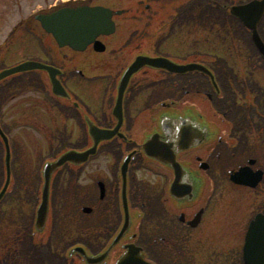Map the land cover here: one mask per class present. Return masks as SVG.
<instances>
[{"label":"flooded vegetation","instance_id":"1","mask_svg":"<svg viewBox=\"0 0 264 264\" xmlns=\"http://www.w3.org/2000/svg\"><path fill=\"white\" fill-rule=\"evenodd\" d=\"M127 1L138 6L135 14L141 25L135 29L138 43L132 59L128 54L123 57V0H0V34L4 33L0 61L15 48H34L36 52L25 60L56 67L63 85L72 84L78 76L103 87L98 112L74 103L73 94L68 101L72 113L65 115L57 108L62 122L65 117L73 119L75 126L87 133L89 123L107 130L119 124L114 115L118 84L137 56L165 57L177 64L204 67L172 74L145 66L133 74L123 94L119 126L123 138L101 141L97 153L86 162L66 163L51 174L44 228L35 230V215L33 220L28 211L29 218H21L24 234L16 239L17 246L5 245L8 241L0 244V264H119L130 249L137 260L153 264H229V260L230 264H244L241 252L198 254L190 251V246L192 238L202 244L237 240L241 222L245 224L244 241L249 222L258 213L264 216V62L251 31L229 12L231 5L251 0ZM171 3L175 4L172 16L160 18L165 12L161 9ZM83 7L108 11L114 31L97 37L100 51L95 44L87 47L93 59L78 61L83 69H66L63 62L69 64L72 59L63 56L64 48L45 30L41 19ZM149 31L159 33L147 48L140 37L146 36L148 41ZM193 32L200 37L195 44ZM161 33L165 37L159 40ZM174 33L184 35V43L178 47L185 51H176V55L164 46ZM258 33L264 43V14ZM40 78L49 80L47 73ZM135 98L149 114L138 123L137 112L131 107ZM163 118H170L172 125L162 126ZM182 127L184 133L175 130ZM87 133V143L78 151L93 144ZM155 135L159 141L171 143L184 172L179 182L190 186L191 195L173 196L174 168L145 153V142ZM182 137L189 145L178 151L174 144ZM120 143L122 154L109 152L110 157H103L108 160L104 168L92 165L101 157L100 151ZM87 166L91 168L85 173ZM241 168L249 169L255 178L260 176L254 187L231 181L230 176ZM84 174L88 180L85 191L74 178H84ZM39 176L43 184L42 171ZM35 199L38 204L40 197ZM125 221L127 228L120 234ZM42 234L46 236L43 246L35 243V248L33 237Z\"/></svg>","mask_w":264,"mask_h":264},{"label":"rangeland","instance_id":"2","mask_svg":"<svg viewBox=\"0 0 264 264\" xmlns=\"http://www.w3.org/2000/svg\"><path fill=\"white\" fill-rule=\"evenodd\" d=\"M179 1L181 2L182 0ZM173 5L175 4L171 3L166 5L165 9L162 8L161 11L163 12L164 10L165 12L159 15L160 18L163 19V17H166L168 19L171 17L173 13ZM137 7L138 6L135 3L123 0V47L126 48L123 50V57L125 54H128L129 57L131 56L128 59L133 58L132 54L135 53L134 48L138 43V35L136 34L135 29L141 26L137 19L138 15L135 14L138 13ZM125 10L126 12H124ZM155 10H157L156 7ZM131 17H135L136 19H131ZM130 31H133V34L130 35ZM147 33L150 37L148 41H146V36L140 38L145 39L144 45H147V48H149V43L158 36L159 32L157 35L155 32L151 34L149 31ZM3 34H0V39ZM163 37H165V34L161 33L159 35V40ZM191 38H193V44L200 39L199 35L194 32L191 34ZM165 43L164 46L171 50L172 55H176L174 54L176 51L182 53L185 51L184 48L178 47V45L181 44L180 46H182L184 43V35L182 33H174V35H172L168 41L166 40ZM126 44H129V46L127 47ZM35 52L36 50L34 48H15V50L8 54L2 55L6 58L4 61L0 62V71L15 66L18 61L21 59L25 60ZM61 52H63V56L67 53L71 54L73 57L72 61L78 59L79 62H88L93 59L92 55L85 52H76L72 54L71 51L69 53V50L68 52H65V49ZM37 55H40V51ZM42 56L43 55H41V57ZM65 57L70 58V55ZM63 64H67V62H63ZM66 69H73V66H66ZM103 75H105V73H103ZM14 79L16 78L11 79L9 77L1 81L0 84V94L4 95L0 98V125L9 137L10 145L13 150L11 161V185L8 188L9 190L4 200L0 203V244L8 241L5 245L18 244L16 239L24 234L22 231L24 225L22 224V219H24V217L27 218V216L29 218V215H27L28 211L30 216L33 217L34 215L36 205L35 197L39 195V187L41 183L39 170L42 168L43 161L52 158L55 154L71 145L79 146L83 143H87L85 130H79L75 126V123H73V119L68 121L65 117L64 122H62V118L57 114V108L61 107L62 111L60 112H64L65 115H68V113H72V111H70V105L63 100L56 98L54 95H51L47 83L43 82L45 88L39 90V87H33L32 84H30L32 86H24L21 88L17 86V83L21 78L13 81ZM102 80L105 79H100V81ZM67 85V88L76 95L87 109L92 112H98L103 97V93H99V91L102 90L103 87L100 89L98 84L94 85L92 82H85L78 79L73 81L72 84L68 83ZM137 99L138 98H135L133 100L134 102L131 103V107L137 112L138 123L139 120L145 118L148 119L149 114L143 109L144 106L142 105V102L137 101ZM150 124L152 125L151 121ZM120 150L122 154L123 144L121 143L119 145L104 148L99 152L101 157L92 165L104 168L108 160L103 157H110L111 155L109 152L111 153L115 151L117 154ZM3 159L4 148L0 145V185L5 176ZM88 168L91 167L87 166L85 173L88 172ZM143 170L145 169L143 168ZM74 178H76L75 180L77 183H80L82 187L84 186L82 190L85 191L84 188L88 181L86 179V174H84V178L80 179L77 175ZM74 178L72 177V179ZM28 191L32 192L29 197ZM244 229L245 224L241 222L239 239L237 240L234 238L233 240L224 241L225 239H223V241L219 243L206 242L202 244V240L192 238L190 251L193 253L201 251L200 253L202 254L203 251H206L207 253L205 252V254L208 255H210V253L212 254L214 251H219L222 252L223 256H225L226 253H233L235 251L240 253L242 250V236ZM44 235L34 236L32 244L34 245L37 243L40 244L39 246H43L42 244L46 237ZM35 245L34 247L36 248Z\"/></svg>","mask_w":264,"mask_h":264},{"label":"water","instance_id":"3","mask_svg":"<svg viewBox=\"0 0 264 264\" xmlns=\"http://www.w3.org/2000/svg\"><path fill=\"white\" fill-rule=\"evenodd\" d=\"M263 12L264 0L252 1L251 3L243 6H234L231 8V13L235 15L243 23V25L252 30V40L264 59V44L256 32V25L261 19ZM41 20L45 30L52 34L53 38L60 47L69 46L76 51H84L86 47L92 42H94L96 49L100 51L102 47H100V42L95 40L96 37L99 35H109L114 31V23L111 19V14L103 8L91 9L83 7L76 10L64 9L43 17ZM144 66H149L156 69H166L168 72L179 74L199 68L198 66L192 64L178 65L164 57L149 58L142 55L137 56L124 71L118 85L117 99L114 106V115L119 120V124L116 126V128L113 130L100 129L92 123H89V134L93 139V145L91 147L81 152L69 150L61 154L56 160L47 162L43 166L41 200L36 210V218L34 223V228L36 231H41L46 223L49 208V182L51 174L67 162L75 164L85 162L89 156L96 153L97 146L101 141L109 140L115 135H119L120 137L122 136L121 133L118 132V127L120 126V122L122 120V100L124 90L130 77ZM35 69L45 70L48 73L51 82V91L55 96L68 98V94L56 78L58 71L54 67L47 66L40 62L26 61L15 67L3 70L0 72V80L16 73ZM181 122L183 123V120H181ZM164 124L171 126V119L163 118L162 126ZM183 129L184 128L182 127L175 130L181 134L184 133ZM0 138L2 139L5 147L6 168L5 182L0 190L1 201L9 187L11 179L10 149L8 138L3 133L1 127ZM174 145L177 146L178 151H181L186 146H188L189 143L187 144L186 139L182 137L178 142H175ZM143 149L148 156L174 168L176 176L170 189V193L173 196L180 199L187 194L191 195L190 186L179 182V180L183 179L184 172L182 167L175 159V152L172 150L171 143L159 141L158 135H155L145 142ZM254 176L255 175H250V171H248V169L243 168L240 169L239 172L232 175L231 179L238 183L254 187L260 179V177L255 178ZM123 204L126 211V219H128L126 199L124 195ZM84 211H88V209L84 208ZM126 228L127 224L125 221L123 230L120 232V234H122ZM134 256L135 255L133 254L132 249H130L119 264H150L148 262L142 261L141 259L137 260ZM243 259L245 264H264V218L262 215H256L254 220L249 224L243 246Z\"/></svg>","mask_w":264,"mask_h":264},{"label":"trees","instance_id":"4","mask_svg":"<svg viewBox=\"0 0 264 264\" xmlns=\"http://www.w3.org/2000/svg\"><path fill=\"white\" fill-rule=\"evenodd\" d=\"M18 86H25L27 84H35V81L34 80H25V79H21L18 83ZM40 85V87H39ZM36 87H39V89H41V82L39 80H37L36 84H35ZM119 153V152H118Z\"/></svg>","mask_w":264,"mask_h":264}]
</instances>
